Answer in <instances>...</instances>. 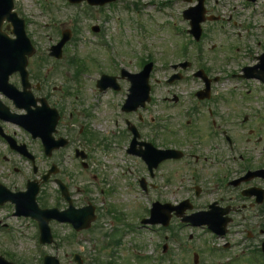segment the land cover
I'll use <instances>...</instances> for the list:
<instances>
[{"label":"rangeland","instance_id":"1","mask_svg":"<svg viewBox=\"0 0 264 264\" xmlns=\"http://www.w3.org/2000/svg\"><path fill=\"white\" fill-rule=\"evenodd\" d=\"M195 3V0H117L114 5L105 6L100 11H97V8L89 9L90 15L87 16L81 13L83 6L74 8L66 0L65 2L64 0H16L17 7L21 12H18V14L24 15L27 18L26 21H28V26H26L27 34L37 46L35 55L30 59L29 64L32 65L38 59L43 58V62L37 64V72L34 74L42 82L44 69L49 67L51 63V59L47 56V48L50 44L57 41L61 29L72 28L74 19H78L80 29L77 39H80V41H76L73 46H68L65 55L69 58L80 57L83 60L86 59V61L92 60L94 67L85 64L91 77L95 76L94 72L97 69L99 72L108 71L109 73H115L112 67L108 65L109 58L115 60L117 65L120 62L126 69L135 71L138 69L137 60L147 55L153 59L156 65L152 83L155 86V92L160 97L165 90L159 84L163 80L161 77L169 72V70H166L162 73L163 69L168 67L166 65L170 62L181 60L183 57L187 60L195 61L194 56H200L201 60L196 59L199 64H201L199 62L201 61L207 66L208 70L210 67L211 73L217 72L221 75L220 80L214 87L215 91L217 90L219 93H223L225 97H228L229 90L235 88L233 91L236 97V94L242 92V90L238 89L237 85L232 83V79L227 78L226 75L236 71L237 67L235 63H232L233 65L224 63L222 57V52L224 51H222L221 47L225 43H234L232 41L237 40L238 36H236V33L243 28L242 25L250 24L251 27L255 25L259 28L254 30L251 28L247 32L248 41L251 39L252 31L256 33L263 32L264 0H259L256 3L255 10H252L251 5H245V8H243L241 4L244 3V0H205L204 5L207 13L219 15L221 18L208 20L203 23V35L197 44L192 43L193 40H191L190 34L184 32V29H187L189 25L188 21L182 18V11ZM236 5L238 7L234 9L233 6ZM172 21L177 26H173L171 24ZM96 23H99L103 28L101 36L93 34L90 30V26ZM140 26H142V29L138 30ZM145 27L146 29L150 28L152 32L148 33L147 31V34L142 36L141 33H143L142 31ZM95 40L104 41L108 51L105 52L103 46L92 45L91 41ZM140 46H143L147 51L141 52L136 58V55L141 51ZM58 65L61 64L58 63ZM193 68L194 66L189 71H192ZM72 73L75 74L74 69ZM62 76V73L57 72V75H53L48 79V81H51L50 85L55 83L56 92L54 94L56 96H62L63 89H66L65 86L71 85ZM82 78H88V76L84 75ZM82 78L81 80L83 81L84 79ZM156 79H158V82H156ZM193 82L188 80L187 85L182 82L173 90L179 91V94L184 96L194 88L195 83ZM44 83L46 84V82ZM59 85H62V89ZM90 86L91 82L87 81L84 90L88 91H85L86 94L83 97L88 95ZM72 88H74V83ZM73 94L74 92L67 97L63 96L64 101L68 103L69 101L75 102ZM158 96L156 95L157 98ZM234 96L231 95L229 97ZM120 98V94L116 96L113 108H107L103 110L104 113L100 112L101 114L93 112L92 116L87 120V126L90 129H98L103 134L102 137H106L108 142L110 141V148L106 152L112 151L114 153L113 157L116 155V159H113L112 153H104L96 141H93L85 147L92 156L89 163L90 167L86 173L81 175L76 166L69 168V173L74 175L73 184L86 188L85 191L88 194L86 198L99 206L100 218L96 221L95 227L75 235L70 234L71 231L67 226L53 224L51 230L55 234L56 244L43 247V251L55 255L59 259L60 264H75L71 261L73 252L81 254L84 264H170L171 261L176 262H172V264H194L192 262V252L198 254L196 264H210L214 263L215 258L219 256L218 254L211 255L209 247L211 246L210 242H212L219 249L223 245H228L227 249L229 248L225 254L221 252L223 259L221 256L217 257L219 260L216 263L229 259V256L236 252L238 254L233 255L232 259L226 264H247L244 260L240 261V254L252 249L251 245L256 246L258 244L254 243L253 240H250V243L241 240L242 234L240 233H230L226 237H214L210 232L206 234V231L203 233L200 229H194L190 225H181L176 218H173L171 226L166 228L139 225L136 228L137 231H131V229H135V226L144 217L145 213L142 205L147 204V199L140 194L136 185V177L143 172L141 171L140 160L133 157L123 159L121 157L122 149L115 148L116 144L121 146L125 144L124 142L115 141L119 135L118 131H124V122H122V117L116 109L121 101ZM232 103L233 100H230L229 105L226 104L227 107H231ZM238 103L241 104L239 101ZM242 103H244L243 108H247V102ZM250 103H253L255 112L259 108L262 111L261 104L258 101L254 103L252 100ZM66 107L64 106V108ZM90 109L91 107H88V110ZM228 109L226 108L225 111L227 112ZM257 116L258 114L255 118L258 119ZM158 117L160 119L168 118L166 113ZM132 119L134 118L132 117ZM252 119L251 122L254 123L256 119L253 117ZM115 120L118 123L116 127ZM169 125L174 128L176 122L171 120ZM247 125L250 126V123H247ZM9 129L11 130L12 128L10 127ZM114 130L115 135L112 134ZM237 131L240 134L244 131V134H246L245 130ZM18 136L26 141L30 148H34L38 156L40 155L37 141L29 139L31 141L30 144L26 135L22 132ZM252 145V143H243L242 150L249 153L254 165H258V163L264 164V160H261L264 159V155L262 158L264 147L261 150L262 146H264V140L262 143H258L255 149L252 148ZM247 147L252 152H249ZM3 157L7 158L10 156L6 154L4 147L0 144V174H3L4 178L11 179L8 183L9 185L13 184L14 187L23 188V176H31L30 163L18 160L17 156L14 155L17 160V167L21 168L23 174L11 177L6 175L8 164L7 159H3ZM49 161L50 159H36L38 172H43ZM187 161L189 159H182L173 165L165 164L162 167L164 177L171 173L173 174L172 185L165 187L162 191L164 192L163 199L179 201L189 195L194 200L193 209L196 210V208L204 207L205 203L217 199L218 195H211L209 190H203L202 195L194 198L191 192L187 193L185 187L189 185V182L186 179L192 174L191 169L185 167ZM217 162H219V159H207L206 163H204V167H207L206 170H200L199 172V177L203 184H208L209 176H212L215 170L219 169V166L210 168L207 165ZM220 162L222 161L220 160ZM63 167L68 168L67 165H63ZM196 169L198 171L199 165L196 166ZM91 172L97 175L96 180H90L87 173ZM67 174L64 172L63 176L65 177ZM93 181L95 185H93ZM159 183L163 185L161 179H159ZM53 186L52 183L44 185L40 194L43 201L37 200L40 205L45 202L47 204L51 203L49 199L53 197L55 190ZM97 186L102 187L108 193L104 198L107 202L105 205L101 204L102 197ZM171 187L175 190L174 194H171L168 190ZM209 187H213V185ZM76 196L80 197V195ZM156 197H158V192H152L148 200ZM4 206L0 208V224H6V227L5 229L0 227V250H7L15 254L16 257L29 258L31 260L34 258L35 252L40 248L33 238L38 233L32 221L28 220L25 223L21 217L9 215L8 212H11V207ZM109 208L113 210L111 213L106 212ZM121 213L125 215L123 220L120 219ZM253 221H260V219L257 217ZM236 222H238L237 218ZM237 228H240V226ZM115 232L118 233L119 237L117 242L112 239L117 237L114 236ZM163 245H167L165 251H163ZM35 247L38 249L35 250ZM170 256L173 260H169Z\"/></svg>","mask_w":264,"mask_h":264},{"label":"flooded vegetation","instance_id":"2","mask_svg":"<svg viewBox=\"0 0 264 264\" xmlns=\"http://www.w3.org/2000/svg\"><path fill=\"white\" fill-rule=\"evenodd\" d=\"M8 28V26H6ZM257 39L252 46H243V51L246 53V56L243 57V63L240 65V69L237 71V73H233V77H237L238 79H245L242 77L243 71L242 69L247 66H252L259 62L260 59L264 58V34L259 35ZM237 50L239 51V47H237ZM30 61V60H29ZM43 61H37L36 63H33L30 65L28 63V91L33 96V101L29 102L30 109H36L37 107L41 106V101L38 98H45L46 102L52 106L55 107L60 115L59 120L57 121V124L55 126V131L57 137L62 136L66 137L68 140V145L65 148H62V150L70 148L73 144L77 143L76 146L72 147L71 152L66 153L67 159H71V161H75L76 163L81 164V159L79 157H76V150H83L85 152L87 163L90 157V152L88 149H86V145L91 142L89 138L86 136H83V127L85 124H77L75 123L76 119H81V116H85V113L80 112L78 109H76V117L75 121L73 120V113H68V117L64 115V106H69L70 103L65 102L63 99L64 93L62 96H56L53 92V90L56 89V86L54 84L51 85V89L49 90V86L44 85V82H47L48 79H50L53 75H57V72H59V68L61 66L53 65L49 66L48 69H44V76L42 77V81H38V79L35 77V73L37 72V64L41 63ZM118 73H109L111 77H114L113 84L116 83V77L118 83L116 84L118 90L120 93L125 96L127 94V91L130 87V81H127L125 78V74L122 73L121 68L118 69ZM241 72V73H240ZM255 74V73H252ZM120 75H122L125 78H121ZM207 77L211 80L210 81V96L206 99H198L196 96L197 89L193 92H190L188 96H180L178 93H176L174 90L171 89H165V95H160L161 98V107H156L154 109V114L161 111H172L173 112V121L176 122L175 130L171 131L168 135L169 139H171L173 145L177 148L183 151V156L179 159H191V162H186L185 167L190 168L192 172H195V174L192 176V179H195L196 174H199L200 170L205 171L207 167H204V163H206L207 159H219V162L215 163L214 167L221 166V161L226 162L227 156H228V150L227 146H234V148H238V146L242 143H252V142H259L261 141V138H263L262 133H264L263 128H259L258 124L250 123L251 125H246L248 123L249 117H239V113H237L236 107L234 105H231L230 109L231 112H226L225 109L229 108L225 104V96L223 94L217 95V92L215 91L216 95L214 96V92L212 93V90L214 89L217 80L213 81V77L210 75H207ZM217 78H219L217 76ZM247 80H256L261 87L259 88V92L264 94V84L260 82L258 78H246ZM9 81L14 86L20 88L21 82L19 80L18 74L13 73L9 77ZM39 83V85L37 84ZM42 83V84H41ZM111 83V82H110ZM167 83V82H166ZM172 85L168 83V86ZM62 89V87H60ZM163 88V86H162ZM97 89V88H96ZM155 89V86L151 87V90ZM99 91V89H97ZM109 91L112 93H115V89L113 86H109L105 90L101 91ZM100 92V91H99ZM251 91L247 90V93ZM163 93V92H162ZM216 97V98H215ZM54 98V99H53ZM0 99L3 101V103L11 110L16 111L15 107L12 105L11 101H9L3 94L0 93ZM223 101V103H222ZM232 104H236L235 101H233ZM218 105L221 109H219L220 114H215ZM148 110V108H147ZM21 113V110H19ZM18 112V111H17ZM225 112V113H224ZM127 115H133L132 112H127ZM138 118V123L135 125L137 129V139L135 142V148L134 149H140L141 151L146 150V144H152L155 147H162L159 140L163 139L164 136V128L163 125L158 124V120H156L154 117H147L148 113L146 112V107H144L143 110L140 112L136 111L134 113ZM141 114L140 118L139 115ZM224 115V117L222 115ZM217 116V119H214V116ZM227 115H229V119L226 118ZM127 120V119H125ZM124 120V121H125ZM73 121V122H72ZM129 121V119H128ZM227 121H229L227 123ZM115 121V125H116ZM8 124L11 125L10 122L2 121L0 123V126L2 129H4L7 133H11L13 137L16 138L15 132H9L7 130ZM218 124V125H217ZM246 125V126H245ZM187 126L189 128H187ZM211 126L215 128H221L230 126L234 128V132L232 135L224 138H213V142L210 141L209 136L208 140L205 141L203 144L200 139H202L204 135V131L210 129ZM77 129L78 135L75 137L73 135V132ZM224 130V129H222ZM237 130H246V135L244 136L242 134H239ZM237 131V132H236ZM112 134L115 135V130L112 131ZM118 138L117 142L122 143L126 141V144H130L133 133L131 130V124L130 121H125V127L124 131H118ZM102 133L99 130H95L93 134V140L96 141L98 146H104L103 150L107 151L109 148L108 139L106 137H102ZM256 136V137H255ZM3 142H5V139L1 138ZM17 139V138H16ZM17 141H19L17 139ZM194 141V143L192 142ZM211 143H213L212 148ZM220 143V144H219ZM222 144V147H221ZM59 151L55 152L58 153ZM112 152V151H109ZM13 154L14 152L11 151ZM56 158V156H51L50 158L42 157V159H53ZM235 158V157H234ZM3 159H7L6 157H3ZM37 159V158H35ZM56 159H59L58 157ZM199 165V169L197 171L196 166ZM213 164L207 165L210 168ZM258 168H264L263 166H243V167H237L239 172L236 176H233L232 178H239L241 177L247 170H253ZM221 170V176H215L214 178V184L213 187H210L211 192L213 195H220L219 200L217 201L219 205L223 207H228L230 211V217L231 221H234V217H240L243 220H247L249 222L252 221L254 217H256L259 213L262 212V223L256 222V225H252L253 228L259 227L257 229L258 233L260 234L259 237L264 235V194L262 196L257 195V193H261L259 190L264 189V179L261 178H249L246 180L241 181L237 186H231L229 184V177L227 176L226 170L224 171L222 168ZM146 173V167L144 165V175ZM231 179V178H230ZM52 181L56 182V178L52 177ZM64 182L69 186L70 195L73 200V195L70 190V179L68 176L65 177ZM201 184V181H200ZM172 183L166 186L159 185L158 183H147L146 181H143L141 192L144 194H148L149 191L156 190L160 193L161 196L164 195V192H161L167 188L168 186H171ZM202 188L204 185H201ZM173 187V186H172ZM168 188L169 192L171 194L175 193V190L173 188ZM195 188V185H194ZM161 189V191H159ZM77 190H81L77 187ZM204 190H208L207 187L204 186ZM243 191H247L248 193H251L252 196H246L243 195ZM102 192V191H101ZM264 193V192H263ZM63 201V200H62ZM161 201H165L162 200ZM74 203V202H73ZM86 204H91L90 200L86 198V196L81 198L80 203H74L76 207L85 206ZM95 206V214L96 217L98 216V207L97 205L93 204ZM54 206L58 207L59 209H64L67 206V203L65 201L62 202V204H55ZM261 224V225H260ZM254 238V236H251ZM44 253L40 254L39 257L42 260ZM0 258H3L7 262H12L13 264H36L35 258H32L29 260V258H19L16 257L15 254L12 252H8L7 250H0ZM4 264V263H0Z\"/></svg>","mask_w":264,"mask_h":264},{"label":"water","instance_id":"3","mask_svg":"<svg viewBox=\"0 0 264 264\" xmlns=\"http://www.w3.org/2000/svg\"><path fill=\"white\" fill-rule=\"evenodd\" d=\"M201 4H202V1L199 3V7L201 6ZM201 20V17H199V18H196L194 21H192V25H193V30H192V32L193 33H195V35H196V37L199 35V27H198V22ZM19 36H20V42H21V44L22 45H24V44H26V42H25V39H24V35H23V32L21 31V29H19ZM20 49V48H19ZM22 51H21V49H20V59H22L23 57H22ZM18 56H17V53H16V55L14 56V60H17L18 58H17ZM25 60V59H24ZM24 62V61H23ZM256 173H258V172H256ZM35 192H36V189L30 194V203H31V205H32V208L33 209H36V205H35V202H34V194H35ZM22 202H20V204H21ZM172 209H176V207H168L167 206V212L165 213V215H164V217H166V219L163 221L165 224H166V222H167V220H168V218H169V212L172 210ZM160 211H162L163 212V214H164V211H163V209L161 208V207H159L157 204H155L154 205V207H153V209H152V216H153V218H155V217H157V216H160L161 215V213H160ZM41 213H43V211H40ZM200 215H198V222L200 223H203V222H209V218H208V216H207V214L205 215V214H201V213H199ZM195 215H191V217H194ZM188 218H190V217H188ZM38 219H39V221L40 220H42L43 219V217H38ZM156 219V218H155ZM217 219H218V217H217ZM46 220L47 219H45L44 221L46 222ZM45 222H42L41 221V223H40V227H41V236H42V238L43 239H45L46 237H48V240H49V232H48V230H47V225H46V223ZM45 264H49L48 262H46ZM54 264H57V263H54Z\"/></svg>","mask_w":264,"mask_h":264}]
</instances>
